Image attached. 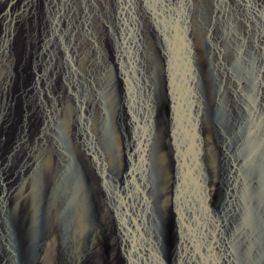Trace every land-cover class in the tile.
<instances>
[{"label":"water","instance_id":"obj_1","mask_svg":"<svg viewBox=\"0 0 264 264\" xmlns=\"http://www.w3.org/2000/svg\"><path fill=\"white\" fill-rule=\"evenodd\" d=\"M28 1L23 0L22 6L18 7L14 15L22 13ZM175 2V5L170 7L169 0L116 1L117 43L114 44V52L119 68L118 85L121 107L125 110L127 122H129L128 129L131 135L140 132L143 134V132L148 131V125H150L148 116L150 113L149 111L147 113L146 107L147 94L143 85L146 82L143 78V65L147 66L144 63L146 60L144 53L145 36L140 21H143L144 17L145 22L150 21L159 43L164 46L161 57H163L162 65H164L163 70L167 79L171 77L172 66L176 63L182 64L184 73L187 69L189 74V79H184L185 82L182 87L186 92L191 91L194 94L192 98L195 97V99L197 97L195 94L196 87L194 91V81L190 74L192 71L191 64L188 62L190 55H187L186 60L184 59L183 42L185 39L188 41L192 26L203 29L206 36L210 37L211 42L219 44L221 56L223 57L225 54L227 61L233 62L234 66V72L231 73L225 72L221 68L218 69L219 62L215 63L213 60L215 55L207 52L208 57L213 61L220 74V76L218 75L220 90L222 94L225 93V116L221 117L218 111V115L214 118L219 134L218 141L222 145L220 154L222 185L219 188V198L215 200L211 208H207L208 210L204 205L206 200L202 195L201 180L198 184L199 192L197 191L198 187L193 186L198 192L199 199L195 198L193 208L190 207V203L183 209L180 207V216L183 220L180 228L182 234H179L181 241L176 246L172 259L177 262V259L182 257L191 258L196 264H225L229 257V251L231 252L234 248V241L242 236V257L249 259L250 256H253L254 259L255 256H258L256 261L260 263L264 259V0H175ZM44 3L46 11V0ZM92 4L91 0H82L80 19L77 21L78 29L67 28L61 34V55L59 56L62 64L59 67L61 102L56 110L55 108L52 110L53 101L49 102L47 98L50 95L48 86L52 79V72L49 69L50 49L47 48L48 26L44 27L42 45L45 42V47H42L40 55H38L37 45L32 48L31 54L28 48H25L23 55H21V50L18 52L20 59L27 56V64H29V71L24 72L18 79V87L20 90L25 81L31 82V97L34 99L31 105H34L33 108L35 109L30 110L34 118V123H31L30 127L32 128L38 123L39 129L29 144L26 142L23 147H20L26 136V131L22 126L23 120L15 126L16 128L13 126L16 138L6 150V153L10 150V154L0 163V210H2V218H0V264H42V261L45 262L44 259L48 257L43 240L45 236L49 237L50 235L53 214L52 206L46 200L60 165V162H55V154L63 139V123L66 122L75 126L77 131L79 128V136L84 139L83 134L86 130L83 126L86 124L87 127V123L91 124L85 120L88 117L92 121V110H95L99 104L98 89L103 75L104 63H102L101 48L98 47L99 45L92 44L95 39L100 37L99 16L96 20L98 29L93 31L94 33L91 30ZM60 5L57 10L55 7L53 8L57 15L56 18L67 22L69 16H72L73 2L60 0ZM14 15L8 19L7 13L6 18L4 17L3 22L0 23V48ZM2 16L1 11L0 17ZM102 25L104 24L102 23ZM79 26L83 29V33L81 43L78 42L77 45L75 38L79 32ZM50 40L53 43V38ZM28 41L27 37L24 42ZM80 46L81 51L78 53ZM208 47L212 49L209 43ZM84 51H86L85 54L93 56L94 68L82 88L78 74L75 78L72 72L76 66H80ZM130 53L139 63L132 72L128 71V68L134 66L133 61L128 62L127 60ZM4 55L1 58L3 66L0 67V79H3L2 75L5 77L8 64H12L13 61L9 60L6 53ZM241 56L245 61V68L237 66ZM37 62L41 64L40 77L43 86L41 96L37 95ZM77 68L79 67H76V70ZM82 72L80 78L88 75V72L86 75H83ZM3 81L4 79L0 80V85ZM89 87H92L93 92L91 94L88 91ZM168 94L171 99L170 115L173 117L170 135L172 138H176V145L180 153V146L184 141L183 132L175 131L174 117L176 115L172 110L174 109L178 114L177 93ZM180 94H182L181 91ZM12 95L11 93L8 96L3 94L0 101V126L3 129H8L12 123L11 121L2 122L1 119L2 114L13 100ZM65 103L69 106L65 107ZM213 111L215 112L214 108ZM67 112H70V117L66 116ZM183 114L191 115V119L195 120L198 113L196 107L188 106L187 100H185ZM180 115L178 119H184ZM196 122L198 126L199 118L196 119ZM92 123L94 124V121ZM96 138L97 135L94 133L90 141H92V147L99 150ZM136 141L134 140V147L128 150L124 138L126 169L123 172L125 175L121 184L109 175L101 158L99 157L98 160L97 152L94 154L90 145L82 148L89 155L91 165L97 173L98 185L103 188L104 198L114 211L112 214L119 239L123 243L124 236L133 237L137 245L138 234L135 233L138 228L143 234L142 239H146V245L141 249L142 252L137 254L133 251L129 252L126 245H123L122 256L126 257L127 264H152L151 258L154 257L156 260L158 258L154 256L152 244L147 237V232L143 229L145 217L140 213L132 214L128 215V219L124 223L121 220L118 222L115 210L117 203H125V201L128 202L127 206H134L132 202L135 203V201L130 199V196L133 190L138 189L140 191L136 184H138V179L141 178L144 169L136 162V151L140 145V142L137 143ZM127 142L128 137L126 138ZM198 146L199 144L196 143L195 156L198 152ZM112 150V154L115 156V146ZM180 165H182L181 162ZM185 170L187 169L185 168ZM178 171H182V168ZM109 176L112 179L110 183L108 182ZM176 182L175 180V186ZM111 183H117V188L115 185L111 188ZM177 186L176 190L184 188ZM115 189H118V193L112 192ZM182 191L185 192V190ZM110 192L111 194H109ZM141 192L144 193L143 190ZM141 192L139 200L142 204ZM71 193L72 188L66 185V190L60 198L62 208L68 212L65 213L68 219L73 213L69 204ZM238 208L240 209L239 213L245 211V218L249 220L251 226L246 228L248 233L244 231V225L239 227L235 225L237 221L234 224V220L232 223L228 220L229 214L233 213L234 218V209L238 211ZM86 212L87 209L85 211L81 209L77 215H85ZM192 215H195L196 218H192ZM95 219H98L96 206L92 221ZM192 222L193 224H191ZM86 225L88 226L87 223ZM236 227L239 229L235 230ZM60 236L63 241L56 264H82L89 249L73 250V242L68 235L60 231ZM246 240L248 241L246 242ZM67 241H70L69 247L66 246ZM232 241L233 243H231ZM243 244H245L244 248Z\"/></svg>","mask_w":264,"mask_h":264},{"label":"bare ground","instance_id":"obj_2","mask_svg":"<svg viewBox=\"0 0 264 264\" xmlns=\"http://www.w3.org/2000/svg\"><path fill=\"white\" fill-rule=\"evenodd\" d=\"M13 1L0 0L2 6L8 5L9 8V6L12 5L8 11H4V14L2 13L3 16L0 17V23L3 22L4 17L6 18L7 13L9 19L14 15L12 12L15 13L18 9L20 0H17L15 3H13ZM44 1L29 0L25 4L23 12L15 14L12 18L1 44L0 67L3 66L1 58L5 56L4 53L7 54L9 60L11 59L13 61L12 64H8L9 67L5 77L2 75L4 81L0 85V97L3 94L8 96L12 92L11 95L13 94V100L7 107L8 112L5 111L1 116L2 122H8L10 116V121L12 123L8 129H3L2 126H0V163H2L11 152L9 150L6 153V147L8 148L7 141H10V144H12L16 138L13 126L15 127L23 120L22 126L26 131V136L21 142L20 147H23L26 142L29 144L30 140L37 134L39 129L38 123L35 125L34 130L30 127L31 123H34V118L30 110L35 109L33 108L34 105H31L34 99H28L31 97V82L25 81L23 83V88L20 90L19 87L17 90H13L12 86L18 82L20 75L29 71L27 56L20 59L18 55V52L23 49L22 45H24V49H29L30 54L32 48L36 45L38 55L42 52L43 37L41 38L40 28H37V24L38 21L45 24L42 15L43 13L45 14V10L41 9L45 4ZM69 1L70 3L73 2L74 6L72 16H69L70 18L67 22H63L59 18L58 22L57 16L54 14V9L52 10V15H48L53 26H55V31L51 35L53 43L50 39L47 41L50 47L49 49L51 50H49V69L52 72V79L48 86L50 95L47 98L49 102L53 101L52 110L53 108L56 110L61 102V80H59L58 75L60 70L59 67L62 66L59 60V56L61 55V34L67 28L77 30V21L80 19L79 6L82 0ZM116 1L117 0H91L94 4V8L93 4L91 7L92 33L98 29L96 20L98 16L100 18V37L95 39L92 44L95 46L99 45L98 47L101 48L100 53L103 55L102 63H104L103 75L98 89L99 104L95 110H92L91 117L94 124L88 117L85 120L91 122V124L87 123V127L86 124L83 126L86 130L85 134H83L84 139L79 136V128L77 131L75 126L66 122L63 123V139L55 154V162H60V165L50 193H47L46 200L48 203L50 202L49 204L52 206L53 219L51 221L50 235L49 237L45 236L43 240L47 249L46 255H48L50 251H53L55 255L54 257H49L48 255V257L44 259L45 262L42 261V264H56V262H58V252L61 251L60 248L63 241L60 236V231L67 234L73 242V250L89 249L84 256L82 264H127L126 257L122 256L123 245H126V249H128L129 252L133 251L136 254L142 252L141 249L146 245V239H142L143 234L140 233L139 228L135 233L138 234L137 245L133 237L124 236L125 243H122L121 239H119L116 231L115 219L112 214L114 211L104 198L103 188L98 185L96 178L97 173L91 165L89 155L84 152L82 148L88 145L92 147L90 138L94 133L97 135L96 139L99 146V150L92 147L94 154L97 152L98 160L100 157L109 175L117 179V182L120 184L123 182L125 175L123 172L126 169L124 160L126 147H123L124 138L128 150L134 147V140H137V143L140 142L139 148L136 151V162L144 169L141 178L139 177L138 179V184H136V187L140 188V191L138 189L132 191L130 199L132 198L135 201V203L131 201L134 206H127L128 202L126 201L125 203H117L115 210L118 222L121 220L124 223L128 219V215L132 214L137 215L140 213V215L145 217V226L143 229L147 232V237L152 244L154 256L158 258V260H156L152 257V264H196L193 259L182 257L175 262L172 256L176 246H178L179 241H181L179 234H182L180 228L183 224V220L180 216V207L183 209L189 203L190 207H194L193 203L196 201L195 198L199 199L198 192L200 189L198 184H200V180L202 183V195L206 200V203L203 204L206 209L212 207L215 200L219 198L220 193L219 188L222 179L220 173V154L222 145L218 141L219 134L217 123H214V118L218 115V111L221 117L225 116V93L223 92L222 94L220 90L218 82L219 77L216 78V76H220V74L215 68L213 61L208 57L207 52L215 55L213 60L215 63L219 62L218 69H224L225 72H234L233 62H228L225 54L223 57L221 56L219 44L211 42L210 37L206 36V32L203 29L192 26L188 41L185 39L183 42L184 59L186 60L188 57L187 55H190V59L188 57V62L191 64L192 71L190 74L194 81V91L196 87L195 94L197 97L196 99L195 97L192 98L194 94H192L191 91L186 92L183 89L184 87H182V84L185 82L184 79H189L187 69L184 73L182 64L176 63L172 66L171 77L167 79L163 70L164 65H162L163 57H161L164 46L159 43L153 25L148 20L145 22L144 20L146 19L144 17L143 21H140L142 32L145 36L144 53L146 60H144V63L147 65L145 66L142 64L144 66L143 78L146 80L143 85L147 94L146 107L147 113L148 111L150 113L148 114L150 125H148L147 132L131 135L128 129L129 122H127L125 110L121 107V95L118 85V79L120 78L119 68L115 60L114 52V44L117 43V32L115 27ZM172 1L175 2V0H169L170 7L174 6L176 3ZM76 2L78 3L76 4ZM47 4H52L53 8L55 7L56 10L61 6L60 0H50V2L46 0V5ZM36 9L42 11L40 12ZM33 18L37 20L31 22ZM48 18H45L46 22ZM102 23L104 25H102ZM28 27H30V30L33 27V31L31 30V32L28 33ZM103 28L105 29L102 30ZM44 31L45 29L42 35H44ZM82 33V28L79 26L78 35H81L79 43H81L82 40ZM27 37L29 41L24 42ZM207 42L212 49L208 47ZM84 43L83 41V44ZM85 53L86 51L83 53L80 66H76L79 68L76 70L75 67L72 72L75 78L78 74L82 88L85 80L94 68L93 56ZM242 57L243 56L240 58L239 64L237 63V66L239 65V67L245 68V61ZM127 60L128 62H134V66L128 68V71L132 72L139 63L132 57L131 53ZM237 66L236 68H238ZM40 67L41 64L37 62L38 96L42 95L43 90V88H41ZM83 70L84 74L86 75L88 72V75L80 78ZM91 88L92 87H89L88 89L90 94L93 92ZM180 91L183 95L180 94ZM168 93H177L179 103L178 114H176L174 109L172 110L176 115V117H174V124L176 126L175 131L183 132L184 141L181 143L180 153L176 145V138H172L170 135V124L173 121V117L170 115L171 111L169 108L171 107V99ZM22 97L23 100L21 101ZM185 100H187L188 106L196 107L198 113L196 119L199 118L198 126L196 119L192 120L191 115L183 114V103ZM64 106L68 107L69 105L65 103ZM12 110L13 112H11ZM55 113H57V111H55ZM179 115L184 119H178ZM66 116L70 117V112H67ZM194 128H196L195 131ZM127 137L128 142L126 143ZM196 143L197 145L199 144V146L195 156L194 152L197 150ZM114 146L115 156L112 154ZM178 160L182 165H180ZM184 167L187 170H185ZM180 168H182V171H178ZM110 176L108 177L109 183L110 180H112ZM175 180L177 181L176 186L179 182L177 187L183 186L184 188L176 190ZM66 185L72 188L69 204L73 209V213L70 219L66 218L65 213L68 212L65 208H62L60 202L61 194L66 190ZM114 185L117 188V183H111L110 187L112 188ZM195 185L198 187V192L193 188ZM117 190L118 189H115L112 192L118 193ZM142 190L144 193L141 192ZM182 190H185V192ZM140 192L142 204L141 200H139ZM109 194H111V192ZM46 201H44V203H46ZM95 206L98 219L92 221ZM44 207L46 206L44 205ZM81 209H84V211L87 209V212L85 215L81 214L79 216L77 212ZM239 210V208L238 211L234 209V218L232 216L233 213L229 214L230 217L227 215L228 220L231 221V223L234 220V224L237 221L235 225L239 227H243L242 225H244V231L248 233L246 228L251 225L249 224V220L245 218V211L239 213ZM191 217L196 218L195 215ZM0 218H2V210H0ZM191 224H193V222ZM238 229V227L235 228V230ZM247 241L248 240H246V242ZM234 242V248L231 252L229 251V257L225 264H264V259H262L260 263L256 261L258 256H255L254 259L252 258L253 256H250L249 259L242 257V236ZM231 243H233V241ZM69 244L70 241H67L66 246L69 247ZM245 244H243V248Z\"/></svg>","mask_w":264,"mask_h":264},{"label":"rangeland","instance_id":"obj_3","mask_svg":"<svg viewBox=\"0 0 264 264\" xmlns=\"http://www.w3.org/2000/svg\"><path fill=\"white\" fill-rule=\"evenodd\" d=\"M13 1V0H12ZM17 0H15V1H13V3H15ZM22 2H23V0H20V2H19V6H22ZM49 2H50V0H49ZM57 2V1H56ZM56 2H54V3H56ZM70 2V1H69ZM78 2H76V4H77ZM4 4V3H3ZM12 4V3H11ZM43 4V3H42ZM12 6V5H11ZM11 6H9V8L11 7ZM80 7V6H79ZM0 8H1V11H2V13L5 11H8V5L7 6H2V4L0 3ZM20 8V7H19ZM59 8H60V6H59ZM59 8H57V9H59ZM7 9V10H6ZM24 9H25V7H24ZM41 9H44V5H43V7H41ZM36 10H38V11H42V10H39V9H36ZM45 10V9H44ZM52 10H53V5L52 4H47L46 5V11H45V14L43 13L42 15H43V21L45 22V24H43V23H40V21H38V24H37V28L39 29L40 28V32H41V38L43 37V35H42V33H43V30H44V27H46V26H48V31H49V34H50V36H49V39H51L50 37H51V35L53 34V32L55 31V26H53V23L50 21V19L48 18L49 16V14L50 15H52ZM0 11V12H1ZM27 11V10H26ZM46 12H47V14H46ZM26 13V12H25ZM4 14V13H3ZM2 14V15H3ZM12 14H14V12H12ZM54 14H56V13H54ZM46 15V16H45ZM57 16V15H56ZM45 18L47 19L48 18V21L46 22L45 21ZM58 19V18H57ZM37 19H35V18H33V19H31V22H35ZM58 22H59V19H58ZM51 23V24H50ZM43 25V26H42ZM39 26V27H38ZM52 26V27H51ZM33 28V27H32ZM32 28H31V30H32ZM31 30H30V27H28V33H30L31 32ZM83 30V29H82ZM33 31V30H32ZM80 36L81 35H78L77 34V37H76V40H77V45H78V42H79V38H80ZM48 39V40H49ZM21 45H22V43H21ZM23 46V49L21 50L22 51V53H21V55H23V53L25 52V49H24V45H22ZM39 46V45H38ZM40 47V46H39ZM42 47H45V42H44V44L42 45ZM42 47H41V50H42ZM47 48H50L49 46H48V44H47ZM79 50H78V53H80V51H81V46L78 48ZM16 52H18V51H16ZM11 55H12V53H11ZM41 70V67H40V69H39V71ZM83 75H85L84 74V70H83ZM59 75V80H61L60 79V73L58 74ZM217 78H218V75H217ZM18 83L19 82H17L15 85H13L12 86V89L13 90H17L18 89ZM41 88H43V86L41 85ZM12 93V92H11ZM32 97H29L28 99L30 100ZM2 100V96H1V98H0V101ZM33 102H34V100H33ZM33 102H31V104L33 103ZM6 112H8V108L6 109ZM11 112H13V110L11 111ZM8 121H10V116H9V120ZM10 126H11V124H10ZM34 127L35 126H33L31 129L33 130L34 129ZM16 128V127H15ZM170 128H171V124H170ZM8 142V148H9V146L11 145L10 144V141H7ZM6 150H7V147H6ZM222 180V179H221ZM221 185H222V183H221ZM49 255V257H54V255H55V253L53 252V251H50V253L48 254ZM47 255V256H48ZM96 257H100V256H96Z\"/></svg>","mask_w":264,"mask_h":264}]
</instances>
